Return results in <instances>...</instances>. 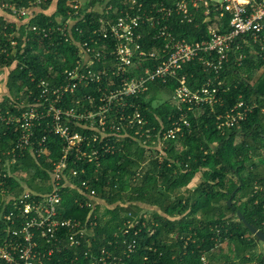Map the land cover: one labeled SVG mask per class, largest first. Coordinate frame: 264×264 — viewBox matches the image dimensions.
I'll return each mask as SVG.
<instances>
[{
	"label": "built area",
	"instance_id": "obj_1",
	"mask_svg": "<svg viewBox=\"0 0 264 264\" xmlns=\"http://www.w3.org/2000/svg\"><path fill=\"white\" fill-rule=\"evenodd\" d=\"M44 1L29 0L18 5L12 0H0V27L6 30L4 22H7L12 30L9 33L4 30L5 39L0 42V53L5 58L15 55L19 41L23 47L30 31L50 41L55 40L51 36L57 33L58 40L76 47V60L71 68L59 74L53 72L48 78H31L32 87L26 88V92L20 90L6 109L0 108V133L13 138L11 146L1 151L3 161L0 159V166L3 164L0 170V264H54L51 263L54 252L61 254L65 248L79 246L83 240L88 246L84 254L88 252L90 264H130L124 259L135 252L136 238L130 242L124 238L121 253L105 246L94 253L89 247V237L97 223L95 215L104 212L109 205L98 197L97 190L90 184L91 179L98 181L99 176H88L84 164L99 167L106 155L123 153L128 141L138 143L146 155L132 175L133 180L142 176L143 166L149 160L161 163L166 141L189 131V111L196 115L202 107L215 111V106L223 104L220 88L224 81L220 73L229 65L231 53L236 55V64L246 55L264 63V0H175L169 6L152 3L150 8H143L137 0H126V6L120 9H112L105 1L100 5L103 15L98 18L99 24L83 39H76L70 29L80 16L82 0L66 1L70 10L67 16L57 17V26L28 24ZM199 9L204 16L212 15L219 22L227 15L226 29L219 31L217 27H209L207 39L188 42L176 38L163 23L173 12L181 21L191 22ZM144 24L153 28V37L164 39L162 47L144 48ZM21 25L25 27L24 36L18 37ZM75 31L82 34L79 29ZM195 58L213 75L207 76L200 87L192 89L185 76L178 72ZM169 80L176 85L166 99L180 111L179 115L169 116L168 125H159L156 117L154 124L143 112L139 100H148L151 93L147 92L156 83ZM252 109L253 105L243 100L236 102L216 113V128L223 132L238 126ZM36 130L43 132L40 137ZM51 146L56 149L54 158ZM25 152L49 165L47 169L40 164L49 178L42 183L41 177H37L33 182L42 189L21 181L22 189L16 192L10 189L5 177L12 175L10 166ZM23 177L29 181L28 174ZM65 186L76 191L75 202L79 206H86L89 214L95 213L87 226L61 215V191ZM262 189L263 186L255 184L253 192ZM262 224L264 226V221ZM135 226V218L127 220L121 232L126 234ZM142 226H147L144 221ZM215 229L218 231L216 226ZM137 232L134 230L133 235ZM147 233L152 234L153 228L148 227ZM172 237L176 238V234ZM180 238L184 239L185 246L189 241L194 242L190 236ZM211 239L214 246L209 252L204 251L195 264H214L209 255L225 254L223 249L228 242L220 241L218 236ZM227 250L230 251L227 255L234 253L233 246ZM233 261L255 264V261L237 263L235 258ZM67 264H78L76 257Z\"/></svg>",
	"mask_w": 264,
	"mask_h": 264
},
{
	"label": "trees",
	"instance_id": "obj_2",
	"mask_svg": "<svg viewBox=\"0 0 264 264\" xmlns=\"http://www.w3.org/2000/svg\"><path fill=\"white\" fill-rule=\"evenodd\" d=\"M12 1L21 5L29 0ZM66 1L45 0L38 6L36 15L29 19L28 24L38 27L59 25L57 17L67 16L70 10ZM105 1L112 9L126 6V0H82L80 16L70 28L76 39L87 37L97 27L98 18L103 15L101 6ZM174 1L137 0L142 3L143 8H150L152 3L169 6ZM109 15L114 17V14ZM226 20L227 15L219 22L212 15L204 16L202 9H199L191 22L181 21L179 15L173 12L163 23L167 24L176 38L195 42L208 38L209 27L214 26L219 31H224ZM4 23L7 25L4 30L11 32L8 23ZM143 27L146 30L144 48L162 47L164 39L153 37V28L148 25L144 24ZM24 29L23 25L18 28V37L24 36ZM75 29L81 30L82 34H78ZM4 30L0 27V42L5 39ZM26 35L25 44L21 47L22 41H19L18 50L13 57L5 58L0 53V68H8L6 87L15 96L20 90L26 92V88L34 85L31 78H48L53 72L59 74L64 69L71 68L76 60V47L63 39L58 40L57 33L51 36L55 39L53 41L40 38L31 31ZM235 56L231 53L229 65L220 73L224 81L220 88L223 104L215 106V111L202 107L196 115L189 111V131L175 140L166 141L161 163H157L155 159L149 160L143 166L142 176L133 180L132 175L145 161L146 155L138 143L128 141L125 142L123 153L106 155L99 167L84 164L88 176H99L98 181L90 178V184L97 190L98 197L108 203L109 207L104 212L89 214L86 206H79L75 202L77 193L74 189L69 186L62 189L60 207L63 217L76 219L81 225L87 226L89 219L96 216L97 223L89 237L92 252L105 246L115 253H121L124 249L123 239L130 242L136 238L135 252L124 259L130 264H195L204 251L209 252L214 246L211 237L218 236L220 241L226 240L234 247V253H230L232 256L222 253L219 257L209 255L214 264H236L233 258L238 259L237 263L255 261V264H264V253L257 251L255 237L249 234L236 216V211L239 210L248 223L264 232V63L246 55L236 64ZM209 73L204 70L199 58L183 65L178 72L185 76L187 85L192 89L200 87L207 76L213 75ZM175 85L173 80L158 82L147 92L151 93L148 100H139L143 112L154 124L157 123L156 117L160 120L159 125H168L169 116L176 118L179 115L180 111L168 99L160 100V95L168 96ZM10 99L12 98L4 97L0 102L2 110L8 107ZM240 100L253 105L252 111L238 126L221 132L215 125L216 113ZM42 133L41 130H36L39 137ZM12 140L10 136L0 133V159L3 157L1 151L9 148ZM54 150L56 149L52 147L53 158L56 156ZM40 164L49 168L43 160L35 159L29 152L18 157L10 166L9 174L12 175L5 177L10 189L21 191V181L35 189H42L33 184L37 177H41L42 183L49 178ZM198 171H202V178L193 190L187 189L186 194L173 197L169 195L170 191H179L185 187ZM25 174L30 176L29 181L23 177ZM255 184L263 186L262 191L254 193ZM229 199L230 205L227 203ZM138 202L150 205L151 209L146 210ZM152 206H157L160 211L153 210ZM133 218L136 226L123 234V223ZM143 221L147 226H142ZM152 223L157 225L153 226ZM148 227L153 228L152 234L147 233ZM134 230L138 231L137 235H133ZM114 233H117L116 237L113 236ZM173 234H176V238L172 237ZM180 236H190L194 242L189 241L185 246L184 239ZM87 248L83 240L79 246L67 247L61 254L54 252L51 263L67 264L71 258L76 257L78 264H90L88 252L84 254Z\"/></svg>",
	"mask_w": 264,
	"mask_h": 264
},
{
	"label": "crops",
	"instance_id": "obj_3",
	"mask_svg": "<svg viewBox=\"0 0 264 264\" xmlns=\"http://www.w3.org/2000/svg\"><path fill=\"white\" fill-rule=\"evenodd\" d=\"M7 75H8V68H2V73L0 74V76H2V79H1V82H0V90H1V93H0V102L3 101V98L4 97H8V98H12L14 97L15 95L13 93H10L9 92V89L6 87V80H7ZM201 178H202V171H198L195 173V175L192 177V179L190 180V182L185 186V187H182L179 191L175 190V191H170L169 192V195L171 197L177 195V194H186L185 190H193L197 185L198 183L201 181ZM139 203V206H144V208L147 209H151L150 208V205H145V204H140ZM153 210L155 211H160L159 208L157 206H152Z\"/></svg>",
	"mask_w": 264,
	"mask_h": 264
},
{
	"label": "water",
	"instance_id": "obj_4",
	"mask_svg": "<svg viewBox=\"0 0 264 264\" xmlns=\"http://www.w3.org/2000/svg\"><path fill=\"white\" fill-rule=\"evenodd\" d=\"M228 205L231 204V200L229 199L227 201ZM236 216L237 219H239L243 225L245 226V228L255 237L256 241H261L264 245V232L262 229L256 228L253 225H251L250 223H248L244 217L242 216V214L240 213L239 210L236 211Z\"/></svg>",
	"mask_w": 264,
	"mask_h": 264
},
{
	"label": "rangeland",
	"instance_id": "obj_5",
	"mask_svg": "<svg viewBox=\"0 0 264 264\" xmlns=\"http://www.w3.org/2000/svg\"><path fill=\"white\" fill-rule=\"evenodd\" d=\"M2 73V69H0V74ZM1 79H2V76H0V82H1ZM0 93H1V90H0ZM167 97V95H165V94H161L160 95V100H162V98L163 99H165ZM158 102H159V100H158ZM263 123H264V119H263ZM249 234H251L250 232H249ZM256 241V240H255ZM257 242V251L258 252H260V253H264V245H263V243L261 242V241H256ZM227 247H231V245H230V243H226L225 245H224V253L226 254V253H229L230 251L229 250H227ZM225 248H226V250H225ZM231 254H229V256H230ZM217 257H219L220 255H216ZM232 256V255H231Z\"/></svg>",
	"mask_w": 264,
	"mask_h": 264
}]
</instances>
